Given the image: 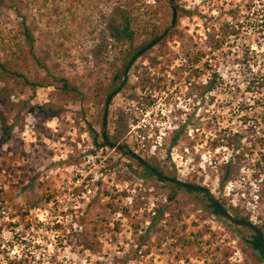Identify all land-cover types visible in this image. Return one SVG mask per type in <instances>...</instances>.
<instances>
[{
  "label": "rangeland",
  "instance_id": "374dc122",
  "mask_svg": "<svg viewBox=\"0 0 264 264\" xmlns=\"http://www.w3.org/2000/svg\"><path fill=\"white\" fill-rule=\"evenodd\" d=\"M15 3L25 6L36 42L31 54L21 50L20 19L0 6V62L15 59L14 68H29L47 86L19 92L0 76V264H264L245 242L251 232L213 215L201 192L161 182L120 150L96 146L107 101L60 99L55 88L61 78L79 88L96 75L108 82L112 24L123 11L157 12L148 31L155 26L164 38L125 70L108 99L105 133L162 175L208 189L230 216L248 217L264 235V175L257 150L249 154L252 133H244L238 157L225 146L263 113L264 28L246 17L248 1ZM149 39L137 35L133 47ZM214 73L223 81L208 92ZM253 132L261 137L264 126ZM233 157L231 180L221 185ZM182 236L202 244L181 247Z\"/></svg>",
  "mask_w": 264,
  "mask_h": 264
},
{
  "label": "trees",
  "instance_id": "16d2710c",
  "mask_svg": "<svg viewBox=\"0 0 264 264\" xmlns=\"http://www.w3.org/2000/svg\"><path fill=\"white\" fill-rule=\"evenodd\" d=\"M37 2H41L43 4L51 3L54 0H36ZM156 1V0H155ZM248 4L246 5V11L250 17H253V21L255 22L256 26L260 28H264V0H247ZM168 5L170 6L171 0H167ZM257 2H261V5ZM0 6H7L6 3L2 2L0 0ZM10 9L14 11L16 16L20 19L21 27H22V33L18 35V38L20 39L18 41V46L21 50H23L25 47L28 49V52L31 54V51L35 45L36 39L31 33L28 25H27V14L24 13L23 7H19L15 0H10L9 5L7 6ZM172 10V7H170ZM175 10H177V7H175ZM152 12V11H150ZM150 12L142 13V15H136L134 16L132 13L123 11L120 14L118 24H112L110 34H109V41L105 42V47L109 46L110 51L108 52L110 56V61L108 63V68L112 70L111 72V78L108 82H104L101 79H99V76H97V82L92 85H86L81 88H79L77 85L73 84L71 81H69L66 78H61L58 81L55 88L57 89V97L58 98H64L69 97L73 101L82 102L87 99V101L100 104L102 102H106L108 99H111L114 95H116L120 90L121 86L123 84V75L125 73V70L131 66L136 59L141 56L143 53H145L147 50L152 48L153 46L157 45L161 40L164 38L162 37L163 34H157V29L155 26L152 27L151 31H148V27L150 25V22L153 19V16L157 13L154 12L153 14H149ZM186 12V11H184ZM188 13V12H186ZM173 14V10H172ZM176 23V21H175ZM255 26V27H256ZM257 28V27H256ZM233 32V31H232ZM147 35L150 37L149 41L142 47L136 49L133 47L134 41L136 39L137 35ZM155 42V45L149 47L152 43ZM106 53L104 54V56ZM119 63V65H117ZM16 66L15 59H11L9 61H3L0 62V76L5 79H11L13 83L15 84V88L22 92L25 89H30L34 91L37 87L47 86V82L45 80L41 79H35L33 76L31 70L29 68H24L23 70H19L17 68H14L13 66ZM216 79L223 81L221 77L216 75L215 73L209 77L208 82L206 84V91L211 92L214 90V87L216 85ZM261 82H264V76L259 77L258 84H261ZM250 85V84H249ZM261 86H264V84H261ZM263 107V113L258 121H251L253 124L251 127H245V131H237V133L232 135V138L230 139V136H228L226 139L227 141H231V143H226L225 146L232 149L234 152V156L238 157L240 154L241 147V140L244 137V133L251 132V136L254 138L250 147V155L253 156V151L257 150V173L260 175H264V134L261 137H254L253 134V127L256 125H263L264 126V103L262 105ZM49 111L52 112V107H47ZM241 125L246 126L249 124L247 117H241L239 120ZM242 130V129H241ZM178 134L179 131L175 132L172 140L170 142V145H175L178 140ZM225 139V140H226ZM101 144H97L96 136L94 134V143L97 147L100 146H111L112 148L114 145L111 144L110 137L105 133V135L101 134ZM242 150V149H241ZM249 150L247 151V153ZM238 153V155H236ZM244 153V152H243ZM121 154L125 156H130L127 152L121 151ZM234 161V157L227 161L225 164V170L226 172L221 178V185H224L227 181L231 180V175L229 172V168ZM147 164V163H146ZM148 165V164H147ZM150 166V165H149ZM139 167L142 169L143 173H146L148 175H152L156 177L147 167L143 166L142 164H139ZM153 168V167H152ZM157 170V169H156ZM159 181L164 183H169L170 181H165L162 177H156ZM174 186L179 189H184L185 191L191 193L194 190L189 189L188 187H185L178 183L177 181L173 182ZM199 193V192H198ZM174 194L175 191L172 193V195L168 196L167 198L170 201H174ZM203 195L204 200L207 202L208 208L211 210V213L215 215L216 217H223L221 211L214 206L207 198V196L204 193H201ZM262 202L264 203V191L262 190V194L260 195ZM221 205L220 203H218ZM222 206V205H221ZM163 213L158 212L156 217L162 216ZM235 219H239L240 221H247L248 217L238 218L234 217ZM233 224V223H232ZM238 226H241L239 223L235 224ZM243 228H246L251 233L249 234V238L245 240L246 244L249 245L252 254L255 256L256 262L264 263V252L262 250L261 246V238L259 237L257 231L254 229L248 227V226H241ZM258 231L261 233V237L264 239V235L262 231L257 228ZM174 232L172 233L173 236ZM179 241L181 242V247H187V246H194V245H201L199 241H190L188 238L182 236L180 237ZM199 242V243H198ZM180 244V243H179ZM87 246V245H86ZM89 249L91 247H88ZM191 248V247H190ZM192 249V248H191Z\"/></svg>",
  "mask_w": 264,
  "mask_h": 264
},
{
  "label": "water",
  "instance_id": "95a60500",
  "mask_svg": "<svg viewBox=\"0 0 264 264\" xmlns=\"http://www.w3.org/2000/svg\"><path fill=\"white\" fill-rule=\"evenodd\" d=\"M172 1V0H171ZM174 23H175V12H173V19H172V23H171V28L174 27ZM170 29H167L166 33L170 30ZM155 45V42L152 43L151 45H149V47ZM108 104H109V100H107L106 104H105V109H104V117H103V125H102V135H105V129H106V118H107V107H108ZM114 148H116L117 150H120V151H125L127 152L128 154H130V156L132 157H135V158H138L137 155H135L133 152H131L130 150H128L126 147H123V146H120V145H117V146H114ZM149 167V166H148ZM155 173L160 176V177H163L161 174H159L158 172L155 171ZM180 183L181 185L185 186V187H188L189 189H193V190H197V191H200L202 193H204L208 200L214 205L216 206L222 213L223 217L225 219H227L229 222L233 223V224H237L239 223L241 226H248L252 229H254L255 231H257L259 237L261 238V246H262V250L264 252V239L261 237V233L258 231V229L251 223L247 222V221H240L239 219H235L234 217L230 216L228 214V212L221 206L219 205L214 199L213 197L211 196L210 192L208 189H205V188H202V187H198V186H192V185H188L186 183H183V182H178Z\"/></svg>",
  "mask_w": 264,
  "mask_h": 264
},
{
  "label": "flooded vegetation",
  "instance_id": "af4514ba",
  "mask_svg": "<svg viewBox=\"0 0 264 264\" xmlns=\"http://www.w3.org/2000/svg\"><path fill=\"white\" fill-rule=\"evenodd\" d=\"M133 159H135L139 164H142L143 166H145V167H147L156 177H160V176H158L156 173H155V171L156 172H158L159 174H161L158 170H156V169H154V168H152L151 166H149V165H147L142 159H139V158H135V157H132ZM149 166V167H148ZM162 175V174H161ZM163 177V179L165 180V181H170V182H174V180H172V179H170V178H168V177H166V176H164V175H162ZM188 185H190V184H188ZM192 186H194V185H192ZM191 190H193V189H191ZM194 191H197V190H194ZM198 192H200V191H198ZM202 193V192H201Z\"/></svg>",
  "mask_w": 264,
  "mask_h": 264
}]
</instances>
